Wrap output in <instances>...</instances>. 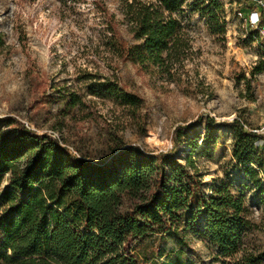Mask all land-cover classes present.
I'll list each match as a JSON object with an SVG mask.
<instances>
[{
    "label": "rangeland",
    "instance_id": "374dc122",
    "mask_svg": "<svg viewBox=\"0 0 264 264\" xmlns=\"http://www.w3.org/2000/svg\"><path fill=\"white\" fill-rule=\"evenodd\" d=\"M220 1L223 36L210 34L198 13L184 9L177 16L187 51L164 72L121 61L105 44L108 23L120 42L135 43L120 15L121 0H0V118L50 135L71 154L99 165L130 145L145 153L169 152L172 129L197 117L236 118L245 131L263 137L254 143L262 168H254L264 187V39L236 17V11L247 13L243 2ZM108 87L135 96L139 106L105 97ZM70 95L80 104L67 110ZM202 128L190 136H198L200 149ZM216 136L210 153L193 150L190 157L202 191L208 195L221 182L244 196L248 218L258 228L244 236L243 249L264 254V193L256 194L232 160L233 132L218 126ZM187 151L183 145L177 152L179 164ZM189 214L183 211L172 231L147 236L134 252L139 263L161 264L179 254L188 264H220L200 227L185 228Z\"/></svg>",
    "mask_w": 264,
    "mask_h": 264
},
{
    "label": "trees",
    "instance_id": "16d2710c",
    "mask_svg": "<svg viewBox=\"0 0 264 264\" xmlns=\"http://www.w3.org/2000/svg\"><path fill=\"white\" fill-rule=\"evenodd\" d=\"M120 4L135 43L120 42L108 23L105 44L118 59L138 67L150 64L167 72L181 61L187 44L177 16L184 9L204 18L210 34L223 36L225 31L220 0ZM103 91L122 106L135 109L140 104L120 89ZM79 104L70 95L65 105L70 110ZM201 126L200 149L198 136H190ZM218 126L233 132L231 158L243 180L262 195L255 168L261 170L263 162L254 143L263 137L245 131L236 118L215 122L197 117L172 129L169 152L145 153L130 145L100 165L71 154L50 135L26 129L11 117L0 118V264H140L134 252L144 239L172 231L186 210L185 228L200 227L220 264H264V254L243 249L244 236L258 228L248 218L244 196L221 182L205 194L192 164L193 150L212 151ZM183 145L188 151L181 165L175 156ZM161 264L188 261L171 254Z\"/></svg>",
    "mask_w": 264,
    "mask_h": 264
},
{
    "label": "built area",
    "instance_id": "2783aa9c",
    "mask_svg": "<svg viewBox=\"0 0 264 264\" xmlns=\"http://www.w3.org/2000/svg\"><path fill=\"white\" fill-rule=\"evenodd\" d=\"M239 1L246 5L247 13L242 16L240 11H236V17L242 19L248 29L254 30L258 37L264 39V0Z\"/></svg>",
    "mask_w": 264,
    "mask_h": 264
}]
</instances>
